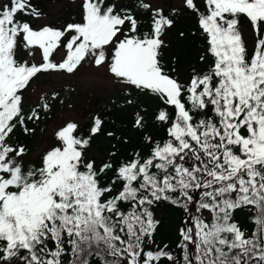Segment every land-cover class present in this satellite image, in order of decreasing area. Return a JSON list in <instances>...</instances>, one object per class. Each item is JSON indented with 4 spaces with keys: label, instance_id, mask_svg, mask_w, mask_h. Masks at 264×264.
<instances>
[{
    "label": "snow or ice",
    "instance_id": "snow-or-ice-1",
    "mask_svg": "<svg viewBox=\"0 0 264 264\" xmlns=\"http://www.w3.org/2000/svg\"><path fill=\"white\" fill-rule=\"evenodd\" d=\"M202 3L166 11L158 0H82L81 22L62 29L23 19L42 15L31 0L0 4V264H264V0ZM185 13L207 45L200 61H210L181 81L165 70L162 37ZM242 18L255 34L251 53ZM20 48L30 58L39 51L41 62L19 60ZM86 64L157 98L163 106L152 119L166 136L144 135L146 153L117 160L109 151L98 162L91 141L103 121L94 116L87 135L66 122L39 163L28 160L17 132L34 133L28 122L59 96L28 105L34 80ZM146 115L135 113L134 129L146 127ZM163 203L185 214L178 254L155 241L154 208ZM243 213L251 231L240 226Z\"/></svg>",
    "mask_w": 264,
    "mask_h": 264
},
{
    "label": "rangeland",
    "instance_id": "rangeland-1",
    "mask_svg": "<svg viewBox=\"0 0 264 264\" xmlns=\"http://www.w3.org/2000/svg\"><path fill=\"white\" fill-rule=\"evenodd\" d=\"M40 7L42 15L39 18H34L36 27H41L47 24H55L64 26L69 21L75 18H81V3L82 0H32ZM4 0H0L3 4ZM134 0H119L118 4L132 7ZM158 3L165 8L169 6L180 7L181 0H158ZM186 18L185 22H193V17L189 13L180 15L175 26L169 30L166 35V45L164 47L165 61L170 62L174 53H183L185 65L182 66L180 73L188 75L192 64L189 57L188 46L181 44L186 38H181L179 33L182 27L181 19ZM186 25V24H185ZM196 23H193V29ZM244 34L248 38L251 45L254 43V33L248 23L241 26ZM206 50L202 47V51L198 53L201 56ZM59 54H55L54 58L57 62L62 60L63 52L57 50ZM20 57L29 59L31 63L39 64L41 56L39 51H36L34 57H28L27 52L20 48ZM53 92H58L59 96L51 101V111L42 114V119L35 124L28 122L30 127L35 128L32 134L24 135L22 144L28 150V160L39 163L42 154L50 149L55 143V131L63 126L66 122H76L79 125L78 131L88 132L92 118L101 116L103 121L101 132L98 133L91 143V156L98 159H104L109 151L113 149L121 151L125 142L128 140L129 133L118 135L119 131L110 130V127L118 120V111L126 117L131 115L135 108L141 109L144 105H151V110L155 104L150 96L137 95L131 89L116 80L106 68H96L93 65H83L75 74L53 73L42 74L39 79H35L31 90L27 93V104L35 105L40 102L42 95L51 97ZM128 92H132V96L136 97L133 105L126 103L127 99L131 98ZM64 100L63 104L59 101ZM137 105V106H136ZM116 107L115 115L106 114L108 109ZM118 107V108H117ZM114 133L113 137L107 134ZM115 137H120V142L117 143Z\"/></svg>",
    "mask_w": 264,
    "mask_h": 264
},
{
    "label": "trees",
    "instance_id": "trees-1",
    "mask_svg": "<svg viewBox=\"0 0 264 264\" xmlns=\"http://www.w3.org/2000/svg\"><path fill=\"white\" fill-rule=\"evenodd\" d=\"M119 0H116V2L118 3ZM6 0H4L3 3H5ZM31 3L40 11V7L38 6V4L36 2H33L31 0ZM200 6H201V10H203V3L202 0H200ZM166 11L168 8H165ZM190 14V13H189ZM192 15V14H190ZM193 17V22H185L186 18H182L181 19V30L180 33L183 32L184 35L180 36L181 38H186L185 42L181 43L187 45L188 46V51L189 54L185 55V57H189L190 62L192 64V67L189 70V73L187 76H185L184 74L182 75L180 73V70L182 68L183 65L186 64L185 60H184V54L183 53H174L172 56V60L170 62L165 61V52H164V48L162 49V63L165 67V70L168 71V73L170 75L173 76H178V78L181 81H188L191 74H192V69L196 68L197 70H205L207 67V64L210 61L209 57H206V60L204 62H201L198 56V53L202 51V47H207L204 37L201 36V30L198 27L197 24V19L194 15H192ZM23 19L28 20L31 23V26L34 29H40L41 27H36L35 23H34V18L33 17H29V16H25L23 17ZM81 22V18H75L72 19L71 21H69L67 24L69 23H79ZM196 23L195 28L193 29V23ZM244 23H248L246 18H242L241 19V26ZM67 24H65L64 26H66ZM186 24V25H185ZM249 24V23H248ZM46 26V25H44ZM47 26H51L53 28H57V29H62L64 26H58L55 24H47ZM254 33V32H253ZM242 36L246 41V46L248 48L249 53L252 52L254 45H255V34H254V43L253 45L250 44L248 38L246 37V35L244 34L243 30H242ZM162 39L165 40L166 43V39L165 36L162 37ZM205 54V52L203 53ZM202 54V55H203ZM55 55V53H54ZM18 59L23 61L25 60V58H21L20 57V49H18V53H17ZM53 59L55 60L54 56ZM29 61V59H27ZM56 61V60H55ZM29 63H31L29 61ZM175 68V72H172L171 69ZM152 98L155 107L151 110V105L147 104L144 105L142 108L146 110V120H147V125L143 130H136L133 128V123H134V119H135V113L137 111H139V108H135L134 111H132L131 115L128 114V116H124L123 113H119L118 111V120H116V122L112 125V127H110V130H114V131H119L118 135H122L123 133H129V138L127 140V142L124 144L123 148L121 151H116L114 148L111 149V151H116V158L117 160L121 159V158H125L128 157L130 155V153L134 150H142L143 152H147L148 149L147 147L144 146L143 143V136L144 135H150L152 136L154 139H161L163 137L166 136V132L165 129L156 124L155 121L152 119L153 114L156 112V110L159 107H162L163 105L161 104V102L155 98V97H151ZM137 106V105H136ZM118 108V107H117ZM116 107L110 108L108 109V111L106 112V114H116L115 113ZM100 118H102V115L100 116ZM29 126V123H28ZM62 127V126H61ZM81 134L87 135L88 132H81ZM24 135L22 131L17 132V139L22 143V140L24 138ZM94 137L91 141V143L93 142ZM95 157V156H94ZM97 161H101L103 159H98L96 157ZM248 214L247 213H243L240 215L239 217V223L240 226L242 227V229H246L248 231H251L252 229V222L247 218ZM154 217L155 219H157L159 221V224L157 225V232L155 234V241L157 244H159L161 247H163V245L167 244L168 247L170 249H173L177 254L179 253V249H177L176 245L179 242V228L181 227L182 224V220L185 218V214L184 212L175 207L172 206L168 203H163L160 206L154 208Z\"/></svg>",
    "mask_w": 264,
    "mask_h": 264
}]
</instances>
